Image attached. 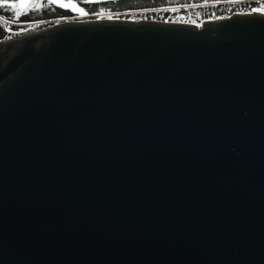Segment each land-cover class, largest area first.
I'll use <instances>...</instances> for the list:
<instances>
[{"label": "water", "instance_id": "1", "mask_svg": "<svg viewBox=\"0 0 264 264\" xmlns=\"http://www.w3.org/2000/svg\"><path fill=\"white\" fill-rule=\"evenodd\" d=\"M201 24L0 43V264H264V14Z\"/></svg>", "mask_w": 264, "mask_h": 264}, {"label": "trees", "instance_id": "2", "mask_svg": "<svg viewBox=\"0 0 264 264\" xmlns=\"http://www.w3.org/2000/svg\"><path fill=\"white\" fill-rule=\"evenodd\" d=\"M216 3L239 0H212ZM22 0H0V43L13 38L42 30L56 24L72 21L96 20L105 14L123 15L133 11H146L171 6L186 7L193 0H23L26 7L8 9L6 4H20ZM64 5V6H61ZM228 11V6L200 7L189 13L194 17L206 20L209 17H221ZM16 12L20 13L18 20H9ZM130 16H128L129 18Z\"/></svg>", "mask_w": 264, "mask_h": 264}, {"label": "built area", "instance_id": "3", "mask_svg": "<svg viewBox=\"0 0 264 264\" xmlns=\"http://www.w3.org/2000/svg\"><path fill=\"white\" fill-rule=\"evenodd\" d=\"M220 5L228 6V11L223 15L229 14L230 11L250 12L251 9L253 11L255 9L257 12L264 14V0H239V1H230V2H219V3H216L212 0H193V4L186 7L171 6L161 9L128 12L126 15L130 16L129 18H133L136 21L141 19H147V20L165 21V22L166 21L192 22L195 23L197 27H201L202 26L201 22L203 21L202 18L194 17L189 12L193 9H197L200 7L203 8L215 7ZM212 18H216V17L212 16L209 17L208 19H212Z\"/></svg>", "mask_w": 264, "mask_h": 264}, {"label": "snow or ice", "instance_id": "4", "mask_svg": "<svg viewBox=\"0 0 264 264\" xmlns=\"http://www.w3.org/2000/svg\"><path fill=\"white\" fill-rule=\"evenodd\" d=\"M29 6H31L33 8L39 7V5H35V4L28 5V4L24 3L23 0H22V2L20 4L11 3V4H6L5 5V7L8 8V9L26 8V7H29ZM61 6H64V5H61ZM254 11H256V10L254 9ZM19 16H20V13L16 12L13 17H9L8 19L9 20H18Z\"/></svg>", "mask_w": 264, "mask_h": 264}, {"label": "rangeland", "instance_id": "5", "mask_svg": "<svg viewBox=\"0 0 264 264\" xmlns=\"http://www.w3.org/2000/svg\"><path fill=\"white\" fill-rule=\"evenodd\" d=\"M93 1H103V0H93ZM134 12V11H133ZM127 13L123 14V15H113V14H101L98 19L96 20H100V19H131V20H134L133 18H128V15H126ZM106 15H109V16H106ZM132 16V15H131ZM133 17V16H132ZM136 21V20H134Z\"/></svg>", "mask_w": 264, "mask_h": 264}]
</instances>
